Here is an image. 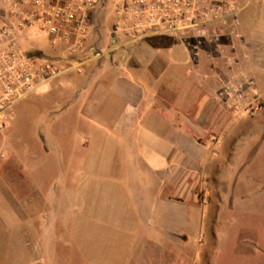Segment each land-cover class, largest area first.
Segmentation results:
<instances>
[{
  "label": "rangeland",
  "instance_id": "1",
  "mask_svg": "<svg viewBox=\"0 0 264 264\" xmlns=\"http://www.w3.org/2000/svg\"><path fill=\"white\" fill-rule=\"evenodd\" d=\"M112 1L99 0L81 55L95 48L105 59L115 50ZM256 13L262 34L264 10ZM8 20L0 0V23ZM18 36L24 51L42 59L59 50L38 32ZM231 41L217 49L218 63L228 67ZM90 71L68 74L21 102L0 131V264H264V136H252L263 157L238 172L244 186L219 179L217 170L215 179L208 175L195 187L185 180L176 188L154 187L149 176L130 169L119 143L114 147L116 118H81L73 106ZM223 81L236 80L220 77L221 90ZM255 87L258 110L236 113L221 98L231 116L248 118L251 130L264 132V96ZM102 134L113 140L106 145Z\"/></svg>",
  "mask_w": 264,
  "mask_h": 264
},
{
  "label": "crops",
  "instance_id": "2",
  "mask_svg": "<svg viewBox=\"0 0 264 264\" xmlns=\"http://www.w3.org/2000/svg\"><path fill=\"white\" fill-rule=\"evenodd\" d=\"M259 1L240 14L239 38L232 39L227 57L232 67L218 63L222 41L194 52L171 37H165L172 42L162 46L142 43L163 36L125 42L112 33L115 50L94 67L91 62L88 82L77 88V113L81 118L84 113L86 118H116L115 142H106L102 134L105 144L119 143L130 169L149 176L154 187L176 188L181 184L177 180L195 187L208 175L215 179L211 172L217 170L219 179L228 177L244 186L240 171L250 170L254 160L261 162L263 157L252 136L263 138L264 132L251 130L248 118L228 113L218 80H252L264 96V32H257L255 16L264 10V0ZM253 4L259 6L257 11L242 17ZM61 51L54 50V55ZM229 171L232 174L224 173Z\"/></svg>",
  "mask_w": 264,
  "mask_h": 264
},
{
  "label": "built area",
  "instance_id": "3",
  "mask_svg": "<svg viewBox=\"0 0 264 264\" xmlns=\"http://www.w3.org/2000/svg\"><path fill=\"white\" fill-rule=\"evenodd\" d=\"M10 20L0 23V131L8 128L14 109L71 73L84 71L105 54L90 48L91 19L99 0H4ZM254 0H113L110 11L118 40L135 42L153 36L171 37L194 52L238 39L240 14ZM35 31L62 51L52 59L29 58L18 33ZM222 92L236 113L258 110L255 83L223 81Z\"/></svg>",
  "mask_w": 264,
  "mask_h": 264
},
{
  "label": "trees",
  "instance_id": "4",
  "mask_svg": "<svg viewBox=\"0 0 264 264\" xmlns=\"http://www.w3.org/2000/svg\"><path fill=\"white\" fill-rule=\"evenodd\" d=\"M27 56L29 58H42L43 55L37 53V52H30V51H27Z\"/></svg>",
  "mask_w": 264,
  "mask_h": 264
}]
</instances>
